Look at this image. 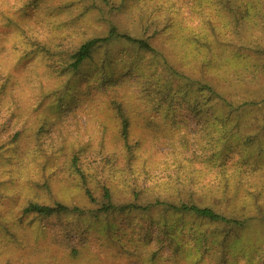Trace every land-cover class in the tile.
<instances>
[{
    "label": "rangeland",
    "instance_id": "obj_1",
    "mask_svg": "<svg viewBox=\"0 0 264 264\" xmlns=\"http://www.w3.org/2000/svg\"><path fill=\"white\" fill-rule=\"evenodd\" d=\"M109 1L45 0L36 11L25 10L30 0H0V264H264V149L231 140L223 169L214 167L213 122L199 124L169 90L178 81L165 61L126 39L103 44L64 77L33 46L79 47L106 37L113 19L120 33L149 38L176 70L225 97L258 94L264 0H231L245 13L240 25L208 0ZM157 17L167 27L146 31ZM106 190L120 206L195 203L247 227L161 206L107 215ZM32 203L69 210L28 214Z\"/></svg>",
    "mask_w": 264,
    "mask_h": 264
},
{
    "label": "trees",
    "instance_id": "obj_2",
    "mask_svg": "<svg viewBox=\"0 0 264 264\" xmlns=\"http://www.w3.org/2000/svg\"><path fill=\"white\" fill-rule=\"evenodd\" d=\"M45 0H30L25 10L28 8L45 9ZM214 7L219 17L227 18L228 24L235 23L240 25L245 20V13L241 11L238 5L232 3L231 0H208ZM107 5H111L109 0H105ZM201 7V6H200ZM202 8V7H201ZM115 11L113 9L110 10ZM27 13V11H26ZM234 17V19H232ZM160 27L163 26V20L158 17L150 23V26H146V31H153L154 34L161 33ZM239 27V26H238ZM120 39H126V41L137 45L141 50L149 52L152 55H156L159 60L165 61L168 74L171 78L178 81L177 88L174 85L169 86V90L173 91L174 98L182 99L186 103L187 108L196 115V119L199 124L207 125V123L213 122L216 131L213 136V146L215 150V143H218V149L209 159V162L215 167L223 169L222 157L226 151L232 153L234 148L229 147L228 143L231 140L237 139L239 145L243 144L256 148L260 146L264 149V92L258 94H251L248 92L234 94L232 98L225 97L214 86L209 83H203L202 81H196L195 79L179 72L169 62V56H163L162 52L158 51L153 46L149 38H138L130 36L128 34H122L119 32V26L115 21L111 20V26L109 33L106 37L91 38L84 41L79 47L65 49L63 43L58 45L53 50L51 47L44 45L42 40L35 39L34 47H38L42 50H47L48 61H51L53 65H58V69L61 68V72L58 73V77H64L68 75V72H78L82 65L88 60L92 59L94 53L102 47L103 44L116 42ZM258 64L253 66L254 70L258 68L264 72V48L257 51ZM102 70L106 68V64H103ZM10 83V80L7 81ZM1 89H3L1 87ZM194 89L196 93L191 98L188 94V90ZM161 94L165 95L164 90ZM1 96V94H0ZM186 98V99H184ZM179 99V100H180ZM206 112L204 113V111ZM123 128L122 133L125 140L129 139L130 124L129 120L122 113ZM233 125V128H229V124ZM219 137L217 138V134ZM217 139V140H216ZM220 146V148H219ZM245 148V150H246ZM74 170L80 171L78 160L76 157L72 160ZM219 173V172H218ZM88 196L93 198L90 190H87ZM100 212L105 214H112L113 212H121L125 210H149L153 207H164L167 211H172L178 214L195 215L198 218L208 220L214 223L231 224L239 230H244L247 227V221L225 215V213L215 210L212 207H202L195 203H181L180 205L171 204L168 202L157 201L147 206L139 204H129L127 206H120L114 204L109 190L105 191L104 200L101 203ZM62 204L45 205L40 203H32L26 207V213H37L42 216H49L53 214H59L61 212L68 211ZM77 211L78 208L72 209Z\"/></svg>",
    "mask_w": 264,
    "mask_h": 264
}]
</instances>
